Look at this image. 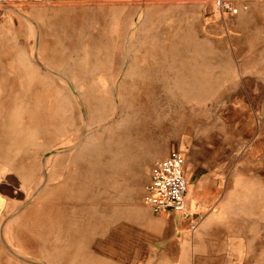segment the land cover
Instances as JSON below:
<instances>
[{"label":"rangeland","instance_id":"rangeland-1","mask_svg":"<svg viewBox=\"0 0 264 264\" xmlns=\"http://www.w3.org/2000/svg\"><path fill=\"white\" fill-rule=\"evenodd\" d=\"M235 1L0 0V264L149 259L172 149L212 238L264 264V0Z\"/></svg>","mask_w":264,"mask_h":264},{"label":"crops","instance_id":"crops-1","mask_svg":"<svg viewBox=\"0 0 264 264\" xmlns=\"http://www.w3.org/2000/svg\"><path fill=\"white\" fill-rule=\"evenodd\" d=\"M198 181L199 189L196 198L189 201V191L187 194V201L191 210L200 209V207H197V203H201L205 212V217L200 222L198 228L196 230L191 229L192 218L185 213L178 211L159 213L161 214L159 220H166L164 226L166 228L169 227L168 230H171L172 233L170 232L171 234L169 235L168 233L164 234L166 233V228L164 229L165 231L159 230L157 233H153L152 235L155 237L152 244L153 247H151L153 255L150 253L152 250H144L143 252H147L150 258L144 261L139 260L136 264H245V261H241L235 254H230V251L220 246L212 238L214 237L211 234V227L215 218L214 211H205V207H203L207 205L205 204L206 200L204 197V191H206L207 187L206 179ZM4 186V194L10 196L8 193H11L13 188L9 187L11 185L8 184ZM2 200V197H0V211L2 205L5 203ZM8 202L6 201V204ZM145 230L142 226L137 227L138 232ZM5 236L9 238L8 233H5Z\"/></svg>","mask_w":264,"mask_h":264},{"label":"built area","instance_id":"built-area-1","mask_svg":"<svg viewBox=\"0 0 264 264\" xmlns=\"http://www.w3.org/2000/svg\"><path fill=\"white\" fill-rule=\"evenodd\" d=\"M216 4L218 9L232 14L240 10L235 0H216ZM185 164L186 156L180 149H173L167 156L157 159L145 186L144 202L156 212L178 211L191 216V229L196 230L205 212L201 209L194 211L189 207V180L185 174Z\"/></svg>","mask_w":264,"mask_h":264},{"label":"flooded vegetation","instance_id":"flooded-vegetation-1","mask_svg":"<svg viewBox=\"0 0 264 264\" xmlns=\"http://www.w3.org/2000/svg\"><path fill=\"white\" fill-rule=\"evenodd\" d=\"M186 165V164H185ZM185 174H186V170H185Z\"/></svg>","mask_w":264,"mask_h":264},{"label":"bare ground","instance_id":"bare-ground-1","mask_svg":"<svg viewBox=\"0 0 264 264\" xmlns=\"http://www.w3.org/2000/svg\"><path fill=\"white\" fill-rule=\"evenodd\" d=\"M198 76V75H197Z\"/></svg>","mask_w":264,"mask_h":264}]
</instances>
